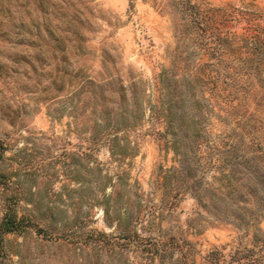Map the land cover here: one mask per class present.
<instances>
[{"label":"rangeland","instance_id":"rangeland-1","mask_svg":"<svg viewBox=\"0 0 264 264\" xmlns=\"http://www.w3.org/2000/svg\"><path fill=\"white\" fill-rule=\"evenodd\" d=\"M0 264H264V0H0Z\"/></svg>","mask_w":264,"mask_h":264}]
</instances>
